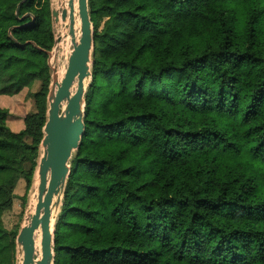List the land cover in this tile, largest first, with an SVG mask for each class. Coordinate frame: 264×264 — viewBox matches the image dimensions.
<instances>
[{
  "label": "trees",
  "instance_id": "1",
  "mask_svg": "<svg viewBox=\"0 0 264 264\" xmlns=\"http://www.w3.org/2000/svg\"><path fill=\"white\" fill-rule=\"evenodd\" d=\"M85 133L55 225L54 264H264V0H89ZM50 0H0V97L34 82L37 112L0 108L3 224L30 188L47 121Z\"/></svg>",
  "mask_w": 264,
  "mask_h": 264
},
{
  "label": "water",
  "instance_id": "2",
  "mask_svg": "<svg viewBox=\"0 0 264 264\" xmlns=\"http://www.w3.org/2000/svg\"><path fill=\"white\" fill-rule=\"evenodd\" d=\"M77 16L80 21L78 40L75 39ZM52 18L61 30L69 31L71 44L68 43L69 38L62 40L61 31L60 38L55 37L54 47L48 52L52 82L48 96L47 121L43 130L44 138L41 143L43 153L37 169V204L34 214L28 213L27 224L17 236V255L22 254L20 264L55 263V225L71 172V160L85 133V95L92 79L95 48L89 0H60L59 10H52ZM57 45H60L64 52L70 50L67 69L60 83L53 67ZM39 231L41 258L37 261L35 236Z\"/></svg>",
  "mask_w": 264,
  "mask_h": 264
},
{
  "label": "rangeland",
  "instance_id": "3",
  "mask_svg": "<svg viewBox=\"0 0 264 264\" xmlns=\"http://www.w3.org/2000/svg\"><path fill=\"white\" fill-rule=\"evenodd\" d=\"M51 1V9L59 10L58 4L55 3V0ZM53 31L56 38H60L61 36V27L55 24L53 20ZM56 55L53 61V67H55L56 71L60 70L65 62V57L63 55V49L60 45L56 46ZM52 73V71H51ZM51 82H52V74H51ZM40 89V83L34 82V84L30 88H25L18 94L13 96H4L0 97V108L6 109L9 112L7 124L8 126L14 130L19 131L24 128V119L29 114H34L37 112L36 110V102L32 97L33 94L38 92ZM51 89V84L49 86V93ZM49 96V94H48ZM47 103L49 107L48 97ZM42 145L39 147V160L42 156ZM37 168L34 173V177L31 183L30 188H27V183L25 180H20L15 188L16 198L13 201V205L11 209L4 212L2 220L6 229L9 231H15L19 234L22 227L27 224V215L30 211V203L31 196L34 191V185L37 178ZM20 256L17 255V264H20Z\"/></svg>",
  "mask_w": 264,
  "mask_h": 264
},
{
  "label": "bare ground",
  "instance_id": "4",
  "mask_svg": "<svg viewBox=\"0 0 264 264\" xmlns=\"http://www.w3.org/2000/svg\"><path fill=\"white\" fill-rule=\"evenodd\" d=\"M55 3L58 4V7L60 5V0H55ZM79 27H80V21H79V18L78 16L76 17V25H75V29H76V35H75V39L78 40L79 37H80V34H79ZM62 33H63V38L62 40L63 41H66V39L68 40V34H69V31L68 30H64L62 29ZM71 42V39L69 38V44ZM64 57H65V62L63 64V66L61 67L60 70L56 71L57 72V75H58V81L59 83L62 81L63 77H64V74L66 72V69H67V64H68V59H69V55H70V50H67L64 52ZM57 89V88H56ZM66 108V105L64 106V109ZM43 151V149H42ZM37 188H38V177L36 178V181H35V185H34V191H33V194L31 196V203H30V211H29V215H32L34 214L35 212V208H36V204H37ZM56 211V209H55ZM35 244H36V260H40L41 258V233L40 231L37 232L36 236H35ZM20 260L22 262V254L20 255Z\"/></svg>",
  "mask_w": 264,
  "mask_h": 264
},
{
  "label": "built area",
  "instance_id": "5",
  "mask_svg": "<svg viewBox=\"0 0 264 264\" xmlns=\"http://www.w3.org/2000/svg\"><path fill=\"white\" fill-rule=\"evenodd\" d=\"M63 49V48H62ZM63 54H64V49H63Z\"/></svg>",
  "mask_w": 264,
  "mask_h": 264
}]
</instances>
